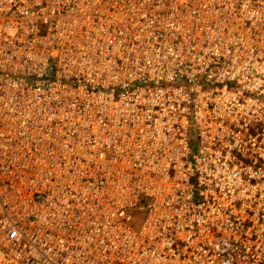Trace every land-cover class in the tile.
<instances>
[{"label": "built area", "instance_id": "built-area-1", "mask_svg": "<svg viewBox=\"0 0 264 264\" xmlns=\"http://www.w3.org/2000/svg\"><path fill=\"white\" fill-rule=\"evenodd\" d=\"M0 264H264V0H0Z\"/></svg>", "mask_w": 264, "mask_h": 264}, {"label": "rangeland", "instance_id": "rangeland-1", "mask_svg": "<svg viewBox=\"0 0 264 264\" xmlns=\"http://www.w3.org/2000/svg\"><path fill=\"white\" fill-rule=\"evenodd\" d=\"M195 146H196V143H195Z\"/></svg>", "mask_w": 264, "mask_h": 264}]
</instances>
